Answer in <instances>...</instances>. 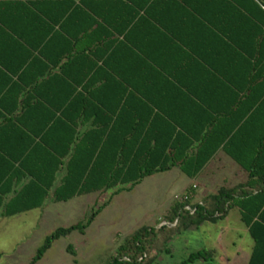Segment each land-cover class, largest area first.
I'll return each instance as SVG.
<instances>
[{"label":"trees","instance_id":"obj_1","mask_svg":"<svg viewBox=\"0 0 264 264\" xmlns=\"http://www.w3.org/2000/svg\"><path fill=\"white\" fill-rule=\"evenodd\" d=\"M46 1V8L39 1L27 3L30 17L45 23L46 38L13 40L15 50L45 60L47 75L40 81L26 83L22 71H11V29L0 21V214L34 210L48 198L66 202L111 189L118 193L175 166L194 178L222 149L246 171V180L222 185L200 203L176 204L167 223L143 225L127 236L109 264H152L175 234L225 218L233 207L254 241L249 264H264V0H203L217 3L206 7L188 0ZM172 13L177 20L166 21ZM199 27L206 29L204 36ZM158 42L161 48L188 50L213 69L201 52L223 53L228 67L246 69L256 85L250 89L255 102L234 107L241 112L236 116L232 107L195 104L186 112L188 119L176 117L175 107L148 102L136 83L173 77L165 70L154 74L162 67L148 50ZM139 60L142 75L136 78L125 64ZM11 74L20 86L11 88ZM23 93L21 111L13 115L19 105L11 111V95ZM202 107L212 113L203 121L191 115ZM259 129L260 134L249 133ZM7 141L11 151L2 146ZM23 180L6 201L10 183L12 192ZM101 209L86 222L48 235L29 264L60 237L84 233ZM67 251L74 253L71 245ZM210 257V251L200 250L179 264Z\"/></svg>","mask_w":264,"mask_h":264},{"label":"rangeland","instance_id":"obj_2","mask_svg":"<svg viewBox=\"0 0 264 264\" xmlns=\"http://www.w3.org/2000/svg\"><path fill=\"white\" fill-rule=\"evenodd\" d=\"M230 163L238 167L234 161ZM229 171V167L220 169L221 179L227 175L230 182L234 181ZM220 177L218 182L221 183ZM195 181L201 184V180ZM192 182L176 168L155 173L133 188L118 193L111 189L77 196L66 202H54L49 198L39 209L0 220V264H29L48 235L60 227L86 222L99 206L102 209L84 233L73 231L55 240L35 264H109L127 236L143 225L159 227L167 223L165 220L176 204L190 201L183 197L191 196L186 188L191 187ZM215 188L214 185L205 191L200 186L196 203ZM69 245L73 254L67 251ZM252 245L253 240L239 218L238 209L233 207L225 218L205 221L175 234L154 254L152 264H179L190 253L200 250L210 251L211 257L192 264H245Z\"/></svg>","mask_w":264,"mask_h":264},{"label":"crops","instance_id":"obj_3","mask_svg":"<svg viewBox=\"0 0 264 264\" xmlns=\"http://www.w3.org/2000/svg\"><path fill=\"white\" fill-rule=\"evenodd\" d=\"M29 1H39L40 4H42L41 5L42 8H46V3L48 2L46 0L43 2L41 0H0V21L2 20L6 22L8 27H10L9 29H11V55L9 61L11 66V71H17V73L22 71L26 83L33 82L35 78L38 79V81L42 80L44 77H46L47 68H48L45 60H43L42 58H37L36 52L29 54L28 51H26L25 49L23 50L14 49L15 47L13 43L14 39H28L30 41H39L41 39L46 38L45 34L47 27L45 23L41 22L39 19L30 17L29 15L31 12L30 6L27 5ZM188 2L192 6H200V7H206L217 4L215 2H208V1L205 2L203 0H188ZM169 6H171V4H169ZM209 16L211 21H216L217 19L216 15L210 14ZM165 20L174 22L177 20V18L175 17V14L172 13L171 15L166 17ZM198 30H200V34L202 33L201 35L203 36L205 35L206 29L199 27ZM195 44L196 43H193V45ZM198 44L199 43H197L196 45L197 47L200 46ZM159 45L160 42L156 43V45H152L158 47L154 49H152L153 47H150V50H148L150 51L152 58L155 61H157V63L160 64V66L162 67V68L159 67L154 74L158 75V73L161 72L165 73L166 71V72H170L171 76L173 77L170 76L172 78L171 80L163 81L161 83H156V82L152 84L136 83L138 89H140V91L148 97L147 100L148 102L160 103L162 105L168 106L169 109L175 107V112H173V114L181 119L189 118L186 112H189V110L192 109V106L195 104L211 105L212 107H215L219 110H227L228 108L232 107L233 115L236 116V114L239 115L241 114V112H240V108H234V107H237L239 104L242 105L244 103L249 104L255 102L254 101L255 97H253L252 95L253 90L250 89H252V87L254 88L256 85L252 84L251 81L248 80L247 78L248 74H246L247 72L246 69L240 67L239 68L228 67L227 66L228 60L226 57H224L223 53L218 51L205 52L203 50H200L203 51L201 52L203 59L214 64L215 69H213L204 66V64L203 65L199 64L200 63L199 61L202 62L203 60L198 59L194 54H191L188 50H185L184 52L173 46L168 47L167 49L166 47L161 48ZM207 46L204 45L203 48ZM135 64L136 65H129L128 63H126L125 68H127V70L132 71L136 78H141L142 71L140 68L142 62L141 60H139L136 61ZM223 75H225L226 77H230L234 80L226 81L224 80ZM15 77L16 76L11 74V88L20 86L19 82L16 80ZM23 85H25V83ZM24 97H25L24 93L19 94L18 97L11 95V111H13L17 107V104L19 105L18 109L17 110L15 109L16 112L13 115L20 113L21 111L20 101H22ZM197 110H198L197 113H195V111H192L191 115L201 119L202 121L208 119L212 114L209 111H207L206 108L203 107ZM216 117L220 119L224 118V116H216ZM262 132H263L262 129H259V130H251L249 133L260 134ZM2 146H4V149L11 151L10 141L3 142ZM231 160L234 161L238 167L231 166L230 163ZM227 167H229L230 170L228 175L233 177L235 179L234 181L230 182L227 175L221 179L220 169L225 170ZM176 168L178 167L175 166L170 170H168L167 172H170L171 170ZM60 177L61 176H59L57 179L58 182L60 180L59 179ZM219 177L221 179V183L218 182ZM246 178H247L246 171L235 160H233L229 155H227L222 149H219L207 162V164L203 167L201 172L196 177L191 178L193 180L191 184L192 186L191 187L188 186L186 188V192L191 195L189 197L190 203L194 204L196 203L195 199L198 195L197 189L200 186L201 188L204 187L205 191H208L209 189H212L215 185L216 188L214 192H216L217 189L222 185L229 184L233 186L245 181ZM195 180H201L200 181L201 184L197 183ZM24 182L26 181L23 180L19 185L16 186L13 185L12 192H11V183H10L9 185L10 191L5 196V200L6 201L10 200L11 197L14 195V190H18ZM186 192L183 193L186 194ZM208 194H210V192H207L203 197H201L199 199V202L197 203H200L202 199ZM238 215L240 220L242 221L241 213L239 209H238ZM5 217H12V216H4L2 215V213L0 214V220ZM253 246H254V241H253L252 249L245 264H249ZM229 260L230 259L227 258V261Z\"/></svg>","mask_w":264,"mask_h":264},{"label":"built area","instance_id":"obj_4","mask_svg":"<svg viewBox=\"0 0 264 264\" xmlns=\"http://www.w3.org/2000/svg\"><path fill=\"white\" fill-rule=\"evenodd\" d=\"M183 199H184V200H186V199H189V195H188V194H186V195L183 197ZM186 208H187V209H189V210H191V212H193V211H194V209H191V207H190V206H186Z\"/></svg>","mask_w":264,"mask_h":264}]
</instances>
